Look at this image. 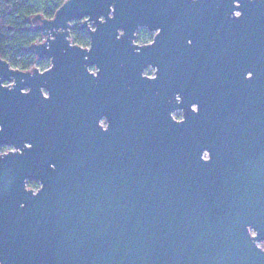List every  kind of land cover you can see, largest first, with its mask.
I'll return each mask as SVG.
<instances>
[{
	"label": "water",
	"instance_id": "1",
	"mask_svg": "<svg viewBox=\"0 0 264 264\" xmlns=\"http://www.w3.org/2000/svg\"><path fill=\"white\" fill-rule=\"evenodd\" d=\"M32 23L49 68L0 60V264H264V0H66Z\"/></svg>",
	"mask_w": 264,
	"mask_h": 264
},
{
	"label": "trees",
	"instance_id": "2",
	"mask_svg": "<svg viewBox=\"0 0 264 264\" xmlns=\"http://www.w3.org/2000/svg\"><path fill=\"white\" fill-rule=\"evenodd\" d=\"M66 0H0V60L6 61L11 68L30 71L34 67L41 71L49 68V60H37L30 50L31 46L42 40L41 34L32 23L35 16L51 20ZM81 24L76 22L71 30L74 45L86 48L89 37ZM139 40L144 37L140 35ZM5 147H0V153ZM27 187L37 190L39 185L29 181Z\"/></svg>",
	"mask_w": 264,
	"mask_h": 264
},
{
	"label": "built area",
	"instance_id": "3",
	"mask_svg": "<svg viewBox=\"0 0 264 264\" xmlns=\"http://www.w3.org/2000/svg\"><path fill=\"white\" fill-rule=\"evenodd\" d=\"M145 31H146V30H145ZM139 32H140V31H139ZM147 32H148V31H147ZM149 33H150V32H148L147 35L144 36L142 39H139V40H143V41H139V42H138V33H137L135 44H136V45H139V46L151 44L153 39H152V37L149 35ZM150 34H152L153 36H155V34L152 33V32H151ZM91 72H94V69H92ZM154 73H155V71H154L153 69L148 68V69L145 71L144 75H145L146 77L153 78L154 75H155ZM172 118H173L174 121H177V122L182 121V119H183L182 112H181V111H176L175 113L172 114ZM11 150H12L11 148H9V147H5V150H4L2 153H0V155L5 154V153H7V152H9V151H11Z\"/></svg>",
	"mask_w": 264,
	"mask_h": 264
},
{
	"label": "flooded vegetation",
	"instance_id": "4",
	"mask_svg": "<svg viewBox=\"0 0 264 264\" xmlns=\"http://www.w3.org/2000/svg\"><path fill=\"white\" fill-rule=\"evenodd\" d=\"M145 30H146V29H141V30H139L140 32H139V31L137 32V33H138V36H140V35H141V36H142V35L146 36L147 33H148L149 31L147 32V30H146V31H145ZM150 33H151V32H150ZM150 33H149V35H150V36L152 37V39L154 40V37H155V36H153V35L150 34ZM152 33H153V32H152ZM154 34H155V33H154ZM136 35H137V34H136ZM155 35H156V34H155ZM138 38H141V37H138ZM153 40H152V41H153ZM146 70H147V69H146ZM146 70H145V71H146ZM154 71H155V70H154ZM144 73H145V72H144ZM144 76H145V75H144ZM154 76H155V75H154ZM99 125L105 129V128H106V121H105L104 119L101 120L100 123H99Z\"/></svg>",
	"mask_w": 264,
	"mask_h": 264
}]
</instances>
